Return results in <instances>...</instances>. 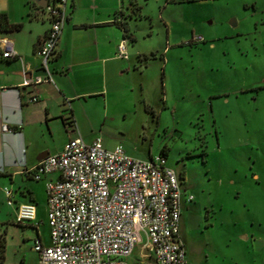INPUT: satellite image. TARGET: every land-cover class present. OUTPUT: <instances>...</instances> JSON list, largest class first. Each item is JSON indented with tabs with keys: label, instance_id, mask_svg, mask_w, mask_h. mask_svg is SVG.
<instances>
[{
	"label": "rangeland",
	"instance_id": "rangeland-1",
	"mask_svg": "<svg viewBox=\"0 0 264 264\" xmlns=\"http://www.w3.org/2000/svg\"><path fill=\"white\" fill-rule=\"evenodd\" d=\"M189 1L164 7V0H139L145 17L134 29L147 25L151 35L137 44L170 48L164 79L157 56L140 91L130 78L133 107L97 114L103 125L92 131L140 158L163 147L166 163L182 169L193 196L179 228L189 264H264V0ZM126 2L132 16L138 0ZM143 101L159 114L158 126ZM5 201L0 197V218L11 220ZM44 202L39 191V234L47 242ZM0 231L5 264H38L30 227L10 222Z\"/></svg>",
	"mask_w": 264,
	"mask_h": 264
},
{
	"label": "crops",
	"instance_id": "crops-1",
	"mask_svg": "<svg viewBox=\"0 0 264 264\" xmlns=\"http://www.w3.org/2000/svg\"><path fill=\"white\" fill-rule=\"evenodd\" d=\"M173 1L164 0V7ZM193 1L204 0L189 2ZM127 4L126 0H65L66 19L56 54L48 64L50 78L22 86L24 79L44 75L36 47L49 26L48 15L36 0H0V17L5 18L8 24L20 25L15 29L0 27V197L5 199L3 187H8L12 204H6L13 207L11 220L0 218V225L15 223V206L18 203L33 202L36 208L34 222L20 224L33 230V241L38 238L43 244L49 242V232L47 242L39 234L38 192L44 194L42 223L48 228L44 184L47 178L54 175L46 174L35 180L27 169L47 155L60 151L76 133L86 143L100 137L107 148L120 144L127 154L136 157L121 143L113 144L105 140L100 132L92 131L93 127L103 125L97 120V114L122 113L133 107L134 87L130 78L140 91L149 62L157 56L162 61L161 81L165 76L170 48L165 46L158 50L147 44L143 48L138 47L139 38L150 37L151 29L147 31V25H144L142 32L137 34L134 22L145 17L142 18V6L138 0V15L123 17L119 12L127 15ZM121 17L127 22L130 36L134 37V40L126 39V57L116 55L118 43L124 37L118 26ZM164 24L168 41L169 30ZM148 26L151 28L152 24ZM5 41H10L13 49L8 57L1 55L5 50ZM31 94L37 96L36 101H27ZM161 101V110L166 109V99L162 97ZM143 107L152 114L158 126L159 114L145 101ZM68 114L73 117L76 131L69 130L65 125ZM2 123L8 126V130L2 129ZM150 157L153 156L148 154L146 158ZM191 202L182 197L180 217ZM0 234L5 243L1 264H5L7 242L4 233L0 231Z\"/></svg>",
	"mask_w": 264,
	"mask_h": 264
},
{
	"label": "built area",
	"instance_id": "built-area-1",
	"mask_svg": "<svg viewBox=\"0 0 264 264\" xmlns=\"http://www.w3.org/2000/svg\"><path fill=\"white\" fill-rule=\"evenodd\" d=\"M64 2L53 0L42 6L49 26L36 53L44 75L26 78L22 86L50 78L48 64L56 54L66 19ZM190 40L202 41L203 37L192 35ZM126 41L123 37L118 43L117 56H127ZM3 47L1 55L11 56L10 41ZM36 100L35 94L27 98ZM65 125L76 131L72 115L66 116ZM1 127L8 130L5 123ZM26 171L35 180L54 175L44 184L49 242L35 238L31 246L38 264H189L179 235V218L182 197L191 201L193 196L182 188L163 154L133 157L120 144L107 148L100 137L86 143L76 133L60 151ZM3 191L11 205L10 189L3 187ZM35 216L33 202L15 206L16 223L34 222Z\"/></svg>",
	"mask_w": 264,
	"mask_h": 264
},
{
	"label": "trees",
	"instance_id": "trees-1",
	"mask_svg": "<svg viewBox=\"0 0 264 264\" xmlns=\"http://www.w3.org/2000/svg\"><path fill=\"white\" fill-rule=\"evenodd\" d=\"M126 6H128V4ZM132 12H133L132 16H137L138 15V6L134 7L132 9ZM119 14L123 17L131 16V15H125L122 11H120ZM19 26H20L19 24H8V22L6 21L5 18L0 17V27L2 29H15V28H18ZM118 26L122 29L124 38H126V39L129 38L130 40H134V37L130 36L131 31L127 26V22H125L124 20H120V21H118ZM160 154L166 155L165 149L163 147L160 150ZM4 251H5L4 239L0 238V263L4 259Z\"/></svg>",
	"mask_w": 264,
	"mask_h": 264
},
{
	"label": "flooded vegetation",
	"instance_id": "flooded-vegetation-1",
	"mask_svg": "<svg viewBox=\"0 0 264 264\" xmlns=\"http://www.w3.org/2000/svg\"><path fill=\"white\" fill-rule=\"evenodd\" d=\"M176 173L178 175L179 182L182 184V182H184V178H185L182 169H179V171H176Z\"/></svg>",
	"mask_w": 264,
	"mask_h": 264
},
{
	"label": "water",
	"instance_id": "water-1",
	"mask_svg": "<svg viewBox=\"0 0 264 264\" xmlns=\"http://www.w3.org/2000/svg\"><path fill=\"white\" fill-rule=\"evenodd\" d=\"M36 1L41 6H44L47 3V0H36Z\"/></svg>",
	"mask_w": 264,
	"mask_h": 264
}]
</instances>
